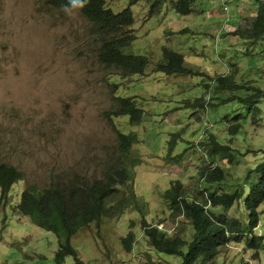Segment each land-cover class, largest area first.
Masks as SVG:
<instances>
[{
    "label": "rangeland",
    "instance_id": "374dc122",
    "mask_svg": "<svg viewBox=\"0 0 264 264\" xmlns=\"http://www.w3.org/2000/svg\"><path fill=\"white\" fill-rule=\"evenodd\" d=\"M154 1L102 0L114 11L131 7L132 24L120 35L125 38L121 51L145 55L148 64L141 74L129 76L98 61L97 38L77 7L58 9L47 0H0V161L14 165L22 177L7 192V201L0 202V264H57L54 234L13 209L26 184L44 186L52 175L65 180L103 176L117 157V131L112 126L119 122L107 114L116 109L115 95L134 97L142 109L141 120L134 125L122 116L121 130L138 139L131 152L139 159L127 187H119L121 195L132 191L130 200L145 202L149 222L159 225L165 219L166 226L190 238L188 222L173 219L158 194L177 178L185 186L200 188L196 172L203 165L206 146H199V141L209 131L223 137L227 127L223 117L245 105L214 99L217 106L196 120L195 110L186 103L202 93V78L219 74L229 73L240 84L264 90V34L256 43L239 37L243 22L254 18L246 5H236L243 0H194L192 13L183 16L168 5L169 0ZM224 4L228 11L222 10ZM232 14L239 20L228 26L225 20ZM165 48L181 53L192 70L178 75L156 70ZM229 95L230 91L222 93ZM207 96L210 101L212 96ZM258 105L255 117L243 111L241 132L223 139L232 146L231 162L219 158L206 162L224 168L223 180L208 185L210 190H231L226 183L240 185L249 167L263 159L264 99ZM178 128L180 136L169 150L168 136ZM260 206L262 221L252 233L260 234L264 242V204ZM133 210L130 204L122 215L103 220L100 226L86 225L69 237L83 264H160L146 242L128 252L117 240L128 229L140 227L141 213ZM213 211L243 220L238 202ZM165 260L178 263L172 256ZM214 261L264 264V247L256 251L243 241L230 242ZM61 264L75 263L66 256Z\"/></svg>",
    "mask_w": 264,
    "mask_h": 264
},
{
    "label": "trees",
    "instance_id": "16d2710c",
    "mask_svg": "<svg viewBox=\"0 0 264 264\" xmlns=\"http://www.w3.org/2000/svg\"><path fill=\"white\" fill-rule=\"evenodd\" d=\"M158 1L152 3L156 4ZM50 2L52 4L55 2L58 6H68L71 0ZM193 2L194 0H173L171 4L177 13L185 15L192 12ZM236 5L248 4L239 2ZM83 8L98 16L92 27V34L98 37L96 40L99 42L96 52L98 61L120 69L122 75L141 74L148 64L145 55L121 51V47L125 45V38L120 35L132 24L131 7L127 4L122 9L114 11L110 6L103 4L102 0H86ZM254 13V18L242 26L239 37L244 42L256 43L264 34V0H256ZM236 17L231 15L225 22L233 25L239 20ZM156 70L178 75L189 73L192 69L184 65L181 53L165 48L162 50ZM200 87L203 89L202 93L191 100V106L198 109L195 114L196 120H199L209 107L213 109L217 106L213 102L214 99H219L220 102L239 101L245 106L240 105L234 115L227 114L223 117V124L227 123L223 137H217L214 132L209 131L204 133V140L199 141V146H206L203 165L196 172L200 188L185 186L177 178L178 180L158 194L161 203L167 202L169 208L167 210L173 219L182 217L188 222L192 229L190 238L186 239L175 232L174 227L171 233H166L165 227H158L155 222H149L143 212L145 202L140 198L130 200L134 198L132 191L121 195L119 187L122 185L127 187L128 180L133 177V168L138 163L136 155L131 152L135 134L121 130L125 122L122 116H128V123L134 125L141 120L142 109L137 106L134 97L115 95L116 109L107 114L110 118L114 116L111 119H117L119 122L112 126L117 131L115 146L117 157L106 168L103 176L92 180L81 178L78 180L77 176H71L65 180L52 175L44 186L26 184L13 209L15 213L26 216L34 225L54 234L57 247L53 258L57 264H61L66 256H71L75 264H83L69 237L86 225L100 226L99 223L103 220H112L114 215H122L130 204L134 206L133 211L141 213L140 227L128 229L125 234H120L117 240L121 242L123 251L128 252L133 250L134 245H145L146 242L152 252L160 257L158 260L160 264H217L214 260L220 256L223 247L232 241H243L256 251L264 247L261 235L252 233L262 221L258 208L264 204V157L252 168L249 167L243 183L234 187L231 183H226V187L231 190L222 192L212 191L208 185L223 180V166L206 163L214 158L231 162L232 146L223 142V139L230 140L232 136L241 132V119L245 118L243 111H248L252 117L258 115L260 112L258 101L264 99V90L252 84H240L234 81L229 73L215 75L211 79L202 78ZM238 89H244L245 92L234 94L233 92ZM223 91H230V95L223 97ZM205 93L212 96L210 101L209 97L204 98ZM180 133L178 128L177 132L168 136L169 150L174 146ZM254 175H257V179H254ZM21 178V171L18 168L0 161V202L7 201V192ZM237 202L240 203L243 220L234 215L213 211L216 208L228 209ZM163 221L165 222V219ZM169 255L180 257V262L171 263L165 260V256Z\"/></svg>",
    "mask_w": 264,
    "mask_h": 264
},
{
    "label": "clouds",
    "instance_id": "9594fccd",
    "mask_svg": "<svg viewBox=\"0 0 264 264\" xmlns=\"http://www.w3.org/2000/svg\"><path fill=\"white\" fill-rule=\"evenodd\" d=\"M51 1H53L54 2V0H51ZM172 1L173 0H169L168 1V5H170V7H172L173 8V4H171L172 3ZM248 1V2H247ZM247 3L248 5H246L247 7L246 8H248L252 13H253V15L255 14L254 12H255V8H256V0H243V2L241 1V3ZM47 3H48V5H50V6H52V7H55V8H58V9H69V8H71V7H77L78 8V11H79V13H80V15L89 23V25H90V29L92 30V27L94 26V22L96 21V19H97V17L98 16H96V15H94V14H92L91 12H89V11H87L86 9H84L83 8V6H84V4L86 3V0H71V3H69L68 4V6H64V5H60V6H58L55 2H54V4H52L51 2H50V0H47ZM254 4H255V6H254ZM226 4H224L223 6H222V10H226V11H228V8L226 9V6H225ZM238 7H241V5H238ZM192 13V12H191ZM179 14V13H178ZM188 14H190V13H188ZM188 14H185V15H188ZM180 16H183L184 14H179ZM228 17V16H227ZM226 24V23H225ZM228 25V24H227ZM243 25H244V22H243ZM242 25V26H243ZM228 26H231V25H228ZM217 30V29H216ZM229 31H232L231 29H229ZM221 31L220 30H217V33H220ZM228 36V35H227ZM95 38H97L98 39V37H96V36H94ZM221 37V36H220ZM220 37H219V39H220ZM222 43V42H221ZM98 44H99V42H98ZM230 46V45H229ZM185 65V64H184ZM204 78H206V77H204ZM207 98H208V96H207ZM207 98H205V99H207ZM194 99V98H193ZM192 99V100H193ZM191 103H192V101H190V102H187L186 104L188 105V106H190V107H192L191 106ZM216 103V102H215ZM194 110H195V113L198 111V109L196 108V107H192ZM204 116H207V115H204ZM135 134V133H134ZM172 134H174V133H172ZM172 134H170L169 136H172ZM134 137V140H135V142L133 143V144H135L136 142H138V139L136 138V134L133 136ZM133 144H132V147H133ZM131 147V148H132ZM137 153V152H136ZM137 155H138V153H137ZM137 157V159H139V157L138 156H136ZM202 161V160H201ZM158 227H165V231H166V233H171V230H172V228L173 227H170V226H166L165 225V223L163 222L162 224H159V225H157ZM233 242V241H232ZM230 243V242H229ZM226 246V245H225ZM169 256H171V255H169ZM172 257H176V258H178V263L180 262V257H178V256H172Z\"/></svg>",
    "mask_w": 264,
    "mask_h": 264
},
{
    "label": "crops",
    "instance_id": "0c3cea01",
    "mask_svg": "<svg viewBox=\"0 0 264 264\" xmlns=\"http://www.w3.org/2000/svg\"><path fill=\"white\" fill-rule=\"evenodd\" d=\"M232 15L237 16L236 14H232ZM237 18H239V16H237L236 19H237ZM236 19H234V20H236Z\"/></svg>",
    "mask_w": 264,
    "mask_h": 264
}]
</instances>
